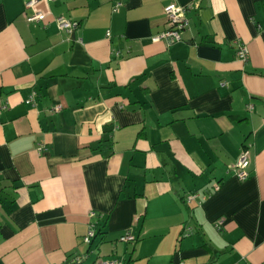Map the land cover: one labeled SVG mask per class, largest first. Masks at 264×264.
I'll list each match as a JSON object with an SVG mask.
<instances>
[{
	"label": "crops",
	"instance_id": "1",
	"mask_svg": "<svg viewBox=\"0 0 264 264\" xmlns=\"http://www.w3.org/2000/svg\"><path fill=\"white\" fill-rule=\"evenodd\" d=\"M28 1L0 0V264H264V0Z\"/></svg>",
	"mask_w": 264,
	"mask_h": 264
},
{
	"label": "built area",
	"instance_id": "2",
	"mask_svg": "<svg viewBox=\"0 0 264 264\" xmlns=\"http://www.w3.org/2000/svg\"><path fill=\"white\" fill-rule=\"evenodd\" d=\"M49 2L55 0H47ZM124 3V0H116L113 4V11L118 10ZM34 5V0H30L26 3L27 7H32ZM194 6L189 5H178L176 3H169L165 6L164 12L167 19L168 27L163 32L156 34L152 37L154 41L160 39H166L168 43H175L182 40V33L183 31L189 27L190 20L187 16V12L192 9ZM45 19V14L42 11H34L32 14L27 15V21L29 22H39ZM57 25L60 29L64 30L68 34H74L76 29L79 27V22L73 21L63 15L56 17ZM237 55L243 59L247 58V46L244 42H238L237 45ZM32 97L27 101L31 102ZM6 108V104L0 103V117L2 111ZM61 108L60 105L55 107V110H59ZM42 149V147L40 148ZM251 163L250 158V151L248 146H244L242 148L241 155L234 167L235 175L240 180H245L249 176V167ZM218 188V185L216 186ZM208 197V193H200V192H189L185 195L184 200L186 203L191 204L195 202L196 204L201 205L206 198ZM94 215V213H91ZM223 225V220L219 219L215 226L217 228H221ZM96 235L95 224L91 223L89 225V229L84 236L83 240L85 243L90 244L92 239ZM119 239L121 241H135L136 236L127 231L122 234ZM67 264H125V260L121 257H112V258H103V257H96L90 260V255L88 252L73 254L69 256L66 260ZM179 264H185L181 261Z\"/></svg>",
	"mask_w": 264,
	"mask_h": 264
}]
</instances>
